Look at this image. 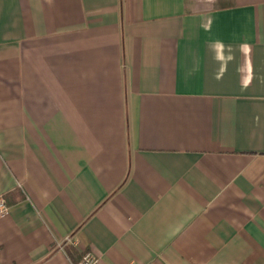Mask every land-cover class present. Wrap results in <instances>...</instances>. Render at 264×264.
I'll return each mask as SVG.
<instances>
[{
  "label": "crops",
  "instance_id": "obj_1",
  "mask_svg": "<svg viewBox=\"0 0 264 264\" xmlns=\"http://www.w3.org/2000/svg\"><path fill=\"white\" fill-rule=\"evenodd\" d=\"M0 264H264V0H0Z\"/></svg>",
  "mask_w": 264,
  "mask_h": 264
},
{
  "label": "built area",
  "instance_id": "obj_2",
  "mask_svg": "<svg viewBox=\"0 0 264 264\" xmlns=\"http://www.w3.org/2000/svg\"><path fill=\"white\" fill-rule=\"evenodd\" d=\"M7 214H8V207L5 201L3 200V198L0 197V219L5 217ZM77 264H100V260L90 251H86L84 252L82 258Z\"/></svg>",
  "mask_w": 264,
  "mask_h": 264
}]
</instances>
